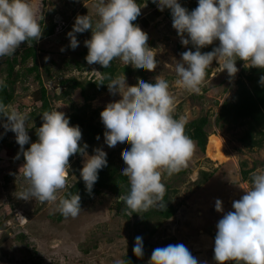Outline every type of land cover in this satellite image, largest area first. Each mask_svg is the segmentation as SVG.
<instances>
[{"label":"clouds","instance_id":"obj_1","mask_svg":"<svg viewBox=\"0 0 264 264\" xmlns=\"http://www.w3.org/2000/svg\"><path fill=\"white\" fill-rule=\"evenodd\" d=\"M162 12L170 9L172 27L183 46L192 48L180 54L182 63L176 65L179 79L176 84L194 94H201L206 70L214 60L227 70L230 78L239 69L236 61L248 67L264 70V0H198L189 11L178 0H152ZM146 6V5H145ZM99 19L93 23L89 15H78L72 30L67 33L69 46H79L76 33L91 30V38L84 41L88 49L85 57L89 65L110 67L119 58L134 69L154 71L158 61L148 45V34L133 22L141 14L136 0H99L95 6ZM43 29L29 0H0V57L12 56L22 44L39 41ZM211 51L201 49L213 45ZM61 51H64L62 48ZM47 60L48 57H45ZM264 86V75L259 79ZM105 84L103 79L98 85ZM4 81L0 80V87ZM109 93L119 99L106 104L100 112L104 125V142L109 148L118 143L130 148L121 151L125 167L121 175L128 178L130 191L120 200L132 212L164 207L166 186L162 176L171 177L187 168L195 144L185 135V121L176 119L174 97L165 79L154 83L138 78L137 84L128 85L125 75L110 79ZM6 118V120L4 119ZM27 113H21L0 103V126L5 133H15L20 147L15 159L23 155L22 171L27 181L25 190L17 199L40 203H55L64 217L79 215L81 197L78 193L59 197L57 192L67 187L70 157L80 154L84 158L80 177L86 191L91 194L98 173L107 166V153L95 148L87 152L81 146L82 132L78 125L70 124L64 112L53 110L42 113V124L36 130L37 141L29 144ZM99 139V136H97ZM233 211L224 212L223 202L215 201V210L224 212L216 224L214 260L216 264H264V173L252 174L251 187L232 203ZM132 252L137 258L144 256L143 237L134 238ZM148 264H201L183 244H168L152 250ZM207 264V261L202 262Z\"/></svg>","mask_w":264,"mask_h":264},{"label":"rangeland","instance_id":"obj_2","mask_svg":"<svg viewBox=\"0 0 264 264\" xmlns=\"http://www.w3.org/2000/svg\"><path fill=\"white\" fill-rule=\"evenodd\" d=\"M29 2L36 12L43 32L46 24H55V31L51 35L42 34L40 40L35 41L39 72L50 95L61 92L63 84L60 80L65 78L75 76L85 81L90 77L99 76L100 71L96 64L89 65L86 62L81 64V68L76 64L81 61L80 52L86 47L84 41L91 38V30L75 34L79 46L74 50L69 46L70 40L67 36L78 15H89L93 23L99 19L95 7L99 0ZM178 2L183 7L191 5L194 9L198 5V0ZM150 4H154L152 0H144L140 4L141 14L137 25L148 34V45L159 62L157 68L151 72L134 69L130 64L124 65L117 58L114 59L117 64L133 69L131 73L121 71L118 76L125 75L128 85L136 83V75L139 72H143L152 82H155L156 77L165 79L169 83V91L176 105L174 118H183L186 122L207 115L206 129L209 135L215 134L219 137L221 151L225 157L218 159L210 156L209 136L205 152L192 140L196 148L188 167L171 177L166 173L162 176L169 199L176 207V213L169 218L152 214L147 220L137 223L146 211L135 214L128 212V217L124 215V206L118 203L120 196L115 190L121 182L119 176H116L109 186L102 188L100 193L86 199L78 216L64 217L56 210L55 203L42 204L35 199H17V194L28 186L22 171H19L24 158L15 159L20 150L15 133H5L0 126V264H123L124 257L132 250L137 235L143 237L145 264H148L154 248L176 243H183L201 264L204 261H207V264H216L213 248L218 220L224 212L234 210L232 203L251 187L252 174L264 173V139L261 146H249L240 139L246 125L220 126L215 123L220 104L225 98L233 96L242 66L248 65L237 60L239 71L235 77L230 78L227 70L221 71L222 62L219 65L218 61L214 60L210 65V74L206 75L201 85V94L191 93L177 85L179 76L175 69L177 64L182 63L180 54L192 48V45L181 44L168 16L170 9L165 8L161 12L156 4ZM24 45L25 43L10 57L17 55L19 58ZM215 46H218V41ZM213 47L208 46L209 51ZM62 48L64 51H61ZM7 57L9 56L0 57L2 81L7 75ZM32 63V59H29L27 65ZM16 69L20 70L22 75L13 85L12 101L4 104L21 113H27L26 127L30 136V147L31 142L37 141L36 130L42 124V121L39 123L42 118L40 84L35 73L25 72L23 65L17 64ZM247 74L249 71H246L244 78L249 82ZM119 98V94L113 96L109 90H98L90 104L92 108H104L107 103ZM50 101L52 111L57 109L66 115L70 110L71 101L83 104L84 98L80 88H77L68 97H51ZM0 103H3L1 98ZM94 146L102 148L107 154L112 153L118 164L124 163L121 151L130 148L128 144L120 143L114 148H109L104 142V135ZM211 149L215 154L216 146L213 145ZM83 160L82 156L79 161L76 156L70 160L67 186L81 178ZM242 168L249 170L246 179L242 177ZM202 170L213 174L204 178ZM65 189L57 192L58 199L64 197ZM217 199L223 202L224 212L215 210Z\"/></svg>","mask_w":264,"mask_h":264},{"label":"trees","instance_id":"obj_3","mask_svg":"<svg viewBox=\"0 0 264 264\" xmlns=\"http://www.w3.org/2000/svg\"><path fill=\"white\" fill-rule=\"evenodd\" d=\"M144 0H136L140 5ZM154 5V4H150ZM189 11L193 10V6H185ZM169 18L172 20L171 13L168 14ZM139 17L134 24H138ZM55 31V24H46L43 36L51 35ZM211 47L215 46V42ZM210 49V48H209ZM208 47L205 51H209ZM212 49V48H211ZM88 49L85 47L81 53V61H77L76 64L80 66L85 64V57L87 55ZM29 59H32V65H27ZM6 78L4 80V86L0 87V98L3 103H10L13 99V85L22 75L20 70L16 69L17 64H21L24 67L25 72L35 73L36 79L40 84V99H41V111H52L51 107V97L53 98H65L70 96L73 91L80 88L82 97L84 98L83 104H78L75 101H71V106L69 112L66 116L69 118L70 124L73 126L78 125L82 132V140L80 141L81 146L85 143L88 145L87 152L94 154V143L102 138L104 135V125L101 120H99L100 112L104 109L102 107L92 108L90 101L95 98L96 92L98 90H108L107 83L110 79L115 78L120 74L121 71L131 73L133 71L129 66H120L114 60L111 62L110 67L103 68L101 65L96 64L99 68L100 75L88 78V80H80L77 77H70L60 80L63 84V89L59 94L50 95L48 89L43 83L41 78L40 70L37 63V50L35 48V41H29L25 43L24 48L18 58L17 55L13 57H7L6 60ZM211 66L206 70V75L211 72ZM246 71L248 81L245 80L244 75ZM240 77L237 78V89L232 97L225 98L220 104L219 111L216 113L215 123L220 126L225 125H246L243 135L240 137L246 145L249 146H261L264 139V86L259 83V79L264 75V70L242 66ZM138 78L145 80L146 82L154 83L149 81L147 76L143 72L137 73ZM103 79L105 84L98 85V83ZM137 80L136 83L137 84ZM134 84V85H135ZM91 89V90H90ZM42 118L39 123H41ZM208 124V116L201 115L192 120L186 121L185 123V135H187L191 140H195L199 148L205 152L206 144L208 141L209 132L206 129ZM99 136V139H97ZM36 137V134H35ZM28 148V144L25 145V149ZM20 151V150H19ZM76 156L77 161H79L80 154L73 155L70 160ZM20 157L23 158L21 154ZM107 166L101 169L98 173V181L95 183L92 193L89 194L86 189L84 182L81 178H77L72 184L68 185L64 191V197H68L69 194L78 193L81 197V205L86 199H91L95 194L100 193L101 189L109 186L111 181L116 177H120V185L115 187V190L121 195H127L130 191V184L128 178L121 175V170L124 167V163L118 164L115 161L112 153L107 154ZM81 167V166H80ZM248 169H241V174L243 179L248 177ZM204 178H209L212 176V172L202 170ZM252 178V176H251ZM120 206H124L123 213L128 217V212H131L121 200L118 201ZM164 207H152L146 212H144L143 217L138 220L137 223L145 221L152 214L161 216L162 218H169L176 213V207L169 199V194L166 192L163 198ZM135 214V212H132ZM60 217H62L60 215ZM123 264H145L143 258H137L132 250L128 252L123 260Z\"/></svg>","mask_w":264,"mask_h":264},{"label":"bare ground","instance_id":"obj_4","mask_svg":"<svg viewBox=\"0 0 264 264\" xmlns=\"http://www.w3.org/2000/svg\"><path fill=\"white\" fill-rule=\"evenodd\" d=\"M209 139H210V144H209V147H208V152H209V154H210V156L211 157H215V158H224L225 157V155H224V153L221 151V146H220V141H219V137L217 136V135H209ZM213 145H215L216 146V148H217V151H216V153L215 154H213L212 152H211V150H213V149H211V147L213 146ZM210 150V151H209ZM214 151V150H213ZM89 154V153H88ZM89 155H91V154H89ZM83 162H84V160H83Z\"/></svg>","mask_w":264,"mask_h":264}]
</instances>
